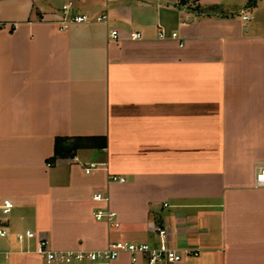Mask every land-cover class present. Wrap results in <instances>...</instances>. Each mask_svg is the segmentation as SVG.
I'll return each mask as SVG.
<instances>
[{
  "label": "crops",
  "instance_id": "0c3cea01",
  "mask_svg": "<svg viewBox=\"0 0 264 264\" xmlns=\"http://www.w3.org/2000/svg\"><path fill=\"white\" fill-rule=\"evenodd\" d=\"M68 3L109 22L60 32ZM0 23V198L14 205L0 264H45L41 239L155 246L157 228L183 254L161 264H264V0H0Z\"/></svg>",
  "mask_w": 264,
  "mask_h": 264
},
{
  "label": "built area",
  "instance_id": "2783aa9c",
  "mask_svg": "<svg viewBox=\"0 0 264 264\" xmlns=\"http://www.w3.org/2000/svg\"><path fill=\"white\" fill-rule=\"evenodd\" d=\"M68 3L62 7V17L57 21L58 30L60 32L66 31L72 25L80 24H104L109 22L107 15H102L94 19L86 15H70L68 11L71 8ZM247 20V17H243ZM4 25L0 23V31ZM109 37L112 41H117L119 38L118 31L110 29ZM172 38H176V34H172ZM141 35L138 33H131V40H139ZM159 38L164 39L165 34L159 33ZM101 164L92 163L84 168L85 174H90L93 171L102 169ZM111 183H124L125 179L117 176H110ZM254 187L264 188V167L259 168L254 176ZM92 201L95 203H106L108 198L102 194H94ZM14 205L9 199L0 198V237L6 235L5 222L8 215L13 210ZM93 217L96 221H104L113 228L119 227L117 214L112 211H104L100 208L95 209ZM157 245L150 246L144 243H127L116 242L107 246V248L99 251H55L49 247V242L46 239L37 241L34 254L40 257L45 264H113L121 255L125 254L130 257L132 264H138L144 260L146 264H161V263H178L182 261L183 254L176 250L170 249L167 244V231L164 229H156ZM35 235L30 231H26L24 235H18L17 240L22 242L24 239H34ZM193 256H196L193 253Z\"/></svg>",
  "mask_w": 264,
  "mask_h": 264
},
{
  "label": "trees",
  "instance_id": "16d2710c",
  "mask_svg": "<svg viewBox=\"0 0 264 264\" xmlns=\"http://www.w3.org/2000/svg\"><path fill=\"white\" fill-rule=\"evenodd\" d=\"M188 1H192L193 3L197 2L198 0H180V2L182 4H184L185 2H188ZM99 141V139H95V138H86V139H83V138H79V139H76V142H77V145H83L84 142H88V143H93V144H97ZM65 140L64 139H57L56 141V152H55V157H64L66 155L69 154V152H71V150L69 148H67L64 144ZM79 143V144H78ZM71 156V155H70Z\"/></svg>",
  "mask_w": 264,
  "mask_h": 264
}]
</instances>
